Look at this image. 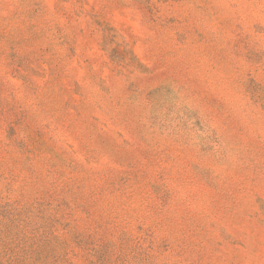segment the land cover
<instances>
[{"label": "rangeland", "instance_id": "rangeland-1", "mask_svg": "<svg viewBox=\"0 0 264 264\" xmlns=\"http://www.w3.org/2000/svg\"><path fill=\"white\" fill-rule=\"evenodd\" d=\"M0 264H264V0H0Z\"/></svg>", "mask_w": 264, "mask_h": 264}]
</instances>
